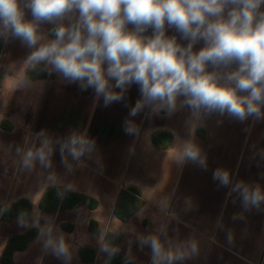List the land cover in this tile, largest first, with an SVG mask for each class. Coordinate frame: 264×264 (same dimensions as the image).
I'll return each mask as SVG.
<instances>
[{"label": "crops", "instance_id": "1", "mask_svg": "<svg viewBox=\"0 0 264 264\" xmlns=\"http://www.w3.org/2000/svg\"><path fill=\"white\" fill-rule=\"evenodd\" d=\"M25 18L31 19L29 10ZM49 27L42 25L43 30ZM167 34L176 33L168 29ZM31 51L19 39L0 38V208L27 201L30 220L34 210L41 224L53 219L72 247L70 264H152L151 248L139 242L140 235L149 233H159L162 241L197 242V251L175 264L261 263L264 203L245 207L240 192L232 189L243 182L264 191V119L241 122L214 112L196 120L193 131L187 107L172 114L145 107L131 117L130 110L142 98L138 85L132 84L122 101L105 107L93 89L82 90L43 66L33 70L23 64ZM28 74L31 84L18 87ZM126 120L137 125V134H126ZM42 130L54 141L84 133L95 142L94 151L72 161L68 171L56 144L51 169L37 164L34 171L23 170L16 149L38 144ZM155 134L169 138L161 136L155 145ZM187 141L200 149L206 168L174 161L177 145ZM217 169L229 171L228 186L213 179ZM51 171L75 190L59 196L44 181ZM48 192L53 199L46 206L54 204L53 211L40 208ZM71 195L95 205L62 207ZM18 218L2 220L0 213V264L9 240L30 232L35 234L25 247L10 252L9 264H65L44 249L36 228L21 227ZM101 233L118 249L116 254L101 251Z\"/></svg>", "mask_w": 264, "mask_h": 264}, {"label": "clouds", "instance_id": "2", "mask_svg": "<svg viewBox=\"0 0 264 264\" xmlns=\"http://www.w3.org/2000/svg\"><path fill=\"white\" fill-rule=\"evenodd\" d=\"M262 6L264 0H0V38L19 39L32 49L23 64L33 70L43 66L82 90L93 89L105 107L122 101L127 89L138 85L142 98L130 110L131 117L145 107L168 114L187 107L194 131L196 120L214 112L241 122L264 119ZM25 10L31 19L25 18ZM45 24L51 27L43 30ZM168 29L178 35H168ZM30 84L26 75L18 87ZM124 131L134 135L139 129L126 120ZM36 137L38 144L16 149L21 168L29 172L37 164L42 170L52 168L56 144L68 171L72 161L90 156L95 148L79 132L54 141L42 130ZM174 161L207 166L191 141L177 145ZM213 179L226 187L231 177L228 170L217 169ZM44 181L61 197L75 190L55 171ZM232 191L240 192L245 207L264 203L259 186L238 182ZM6 210L0 208V213ZM32 216L30 220L29 213L21 212L18 224L36 228L44 249L70 264L72 247L53 219L41 224L40 214L34 210ZM99 242L102 252L117 253L103 233ZM139 242L151 248L152 264H175L197 251L195 240L162 241L159 233L140 235Z\"/></svg>", "mask_w": 264, "mask_h": 264}, {"label": "trees", "instance_id": "3", "mask_svg": "<svg viewBox=\"0 0 264 264\" xmlns=\"http://www.w3.org/2000/svg\"><path fill=\"white\" fill-rule=\"evenodd\" d=\"M28 77L29 74L27 75ZM161 136H164V138H167L168 136L165 134H155L153 135V142L155 145H160V141L163 140V138L160 139ZM169 138V137H168ZM168 144V141L166 142V144H163L162 146H166ZM53 199V194L51 192H48V194H46V197H44V199L41 201L40 203V208H42L43 210L46 211H53L55 209L54 204L50 203L49 206H46L47 203H49L51 200ZM79 205H86V206H90V207H94L95 202L92 200H88L86 198L83 197H79V196H74L71 195L69 197V199L62 204V207H76ZM21 212H27L30 215V204L27 201H20L19 203L11 206V207H7V210L1 213V218L2 220H10L11 218H13L14 216H20ZM35 232H30L24 236H19V237H14L11 238L8 242V245L6 247V251L3 254L2 257V263L3 264H9V260H8V256L10 255V252L13 250H17V249H23L27 243V241L34 236Z\"/></svg>", "mask_w": 264, "mask_h": 264}, {"label": "rangeland", "instance_id": "4", "mask_svg": "<svg viewBox=\"0 0 264 264\" xmlns=\"http://www.w3.org/2000/svg\"><path fill=\"white\" fill-rule=\"evenodd\" d=\"M259 264H264V259L261 261V263H259Z\"/></svg>", "mask_w": 264, "mask_h": 264}]
</instances>
